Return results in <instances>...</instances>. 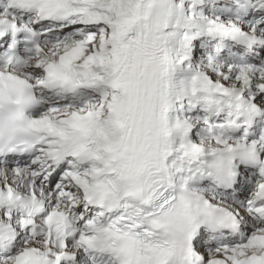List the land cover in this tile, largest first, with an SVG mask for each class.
Returning a JSON list of instances; mask_svg holds the SVG:
<instances>
[{"label": "snow or ice", "instance_id": "snow-or-ice-1", "mask_svg": "<svg viewBox=\"0 0 264 264\" xmlns=\"http://www.w3.org/2000/svg\"><path fill=\"white\" fill-rule=\"evenodd\" d=\"M0 264H264V0H0Z\"/></svg>", "mask_w": 264, "mask_h": 264}]
</instances>
